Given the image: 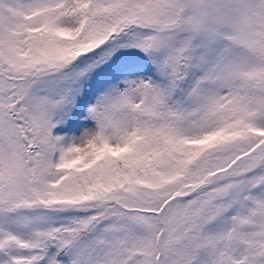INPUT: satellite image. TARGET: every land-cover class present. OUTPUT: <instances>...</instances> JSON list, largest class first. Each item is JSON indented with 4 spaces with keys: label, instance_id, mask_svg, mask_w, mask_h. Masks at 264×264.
Instances as JSON below:
<instances>
[{
    "label": "snow or ice",
    "instance_id": "1",
    "mask_svg": "<svg viewBox=\"0 0 264 264\" xmlns=\"http://www.w3.org/2000/svg\"><path fill=\"white\" fill-rule=\"evenodd\" d=\"M0 264H264V0H0Z\"/></svg>",
    "mask_w": 264,
    "mask_h": 264
}]
</instances>
